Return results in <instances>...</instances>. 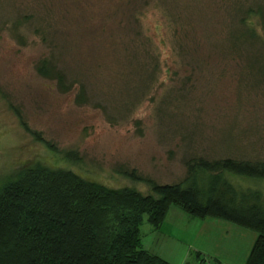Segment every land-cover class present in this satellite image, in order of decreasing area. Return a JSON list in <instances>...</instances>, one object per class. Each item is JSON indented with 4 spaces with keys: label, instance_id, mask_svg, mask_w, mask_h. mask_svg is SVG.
Wrapping results in <instances>:
<instances>
[{
    "label": "rangeland",
    "instance_id": "rangeland-1",
    "mask_svg": "<svg viewBox=\"0 0 264 264\" xmlns=\"http://www.w3.org/2000/svg\"><path fill=\"white\" fill-rule=\"evenodd\" d=\"M199 157L264 160V0H0V187L39 165L149 193L118 171L176 183Z\"/></svg>",
    "mask_w": 264,
    "mask_h": 264
},
{
    "label": "trees",
    "instance_id": "trees-1",
    "mask_svg": "<svg viewBox=\"0 0 264 264\" xmlns=\"http://www.w3.org/2000/svg\"><path fill=\"white\" fill-rule=\"evenodd\" d=\"M36 71L65 88L64 72L50 59L42 57ZM64 158L80 160L74 152ZM118 173L144 181L150 192L109 186L71 169L21 167L0 187V264H173L142 245L143 223L158 229L172 206L254 231L244 264H264V191L240 188L230 178L263 179L264 160L193 158L176 183L159 184L135 169ZM195 259L206 264L199 252Z\"/></svg>",
    "mask_w": 264,
    "mask_h": 264
},
{
    "label": "crops",
    "instance_id": "crops-1",
    "mask_svg": "<svg viewBox=\"0 0 264 264\" xmlns=\"http://www.w3.org/2000/svg\"><path fill=\"white\" fill-rule=\"evenodd\" d=\"M255 238V232L246 227L217 217H195L178 206L169 209L158 229L142 230L146 250L160 255L161 240L178 250L174 260L167 258L174 264H197L195 252L206 264H244Z\"/></svg>",
    "mask_w": 264,
    "mask_h": 264
}]
</instances>
